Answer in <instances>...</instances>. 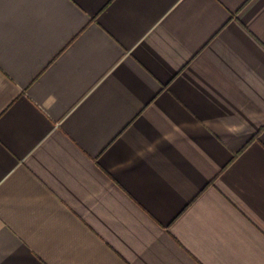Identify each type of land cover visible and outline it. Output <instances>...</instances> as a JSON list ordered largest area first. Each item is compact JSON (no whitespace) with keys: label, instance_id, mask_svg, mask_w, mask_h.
Here are the masks:
<instances>
[{"label":"crops","instance_id":"1","mask_svg":"<svg viewBox=\"0 0 264 264\" xmlns=\"http://www.w3.org/2000/svg\"><path fill=\"white\" fill-rule=\"evenodd\" d=\"M0 264H264V0H0Z\"/></svg>","mask_w":264,"mask_h":264}]
</instances>
